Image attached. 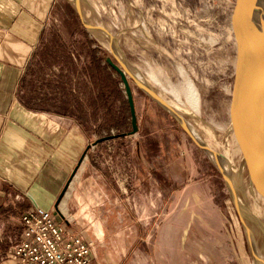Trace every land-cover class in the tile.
<instances>
[{
	"label": "rangeland",
	"instance_id": "374dc122",
	"mask_svg": "<svg viewBox=\"0 0 264 264\" xmlns=\"http://www.w3.org/2000/svg\"><path fill=\"white\" fill-rule=\"evenodd\" d=\"M79 1L83 18L112 35L114 52L131 73L171 103L187 126L232 165L233 191L249 213L239 210L264 257V231L253 219L256 214L264 227V207L246 189L227 131L232 0ZM49 16L48 34L27 68L23 97L33 106L74 109L91 127L89 148L101 138L111 136L100 141L108 142L128 133L123 85L105 58L120 64L105 34L82 26L73 0H54ZM127 79L138 129L122 140L135 144V166L123 170L122 184L107 181L108 189L117 190V197L109 198L116 203H103L90 215L94 227L86 231L93 243L84 238L93 251L92 264H255L213 160ZM190 84L198 95L197 110L186 101Z\"/></svg>",
	"mask_w": 264,
	"mask_h": 264
},
{
	"label": "crops",
	"instance_id": "0c3cea01",
	"mask_svg": "<svg viewBox=\"0 0 264 264\" xmlns=\"http://www.w3.org/2000/svg\"><path fill=\"white\" fill-rule=\"evenodd\" d=\"M53 1L0 0V264H12L5 254L22 236V215L36 207L50 211L70 233L84 229L93 243L86 231L94 227L90 215L103 203H116L109 198L117 190L108 189L107 181L121 182L124 169L134 171L135 144L123 142L125 136L89 148L91 127L74 109L33 106L23 97L33 52L48 34Z\"/></svg>",
	"mask_w": 264,
	"mask_h": 264
},
{
	"label": "water",
	"instance_id": "95a60500",
	"mask_svg": "<svg viewBox=\"0 0 264 264\" xmlns=\"http://www.w3.org/2000/svg\"><path fill=\"white\" fill-rule=\"evenodd\" d=\"M73 5L84 28L88 30H101L105 34L108 40L109 52L120 64L119 66L116 65L110 57L105 58L106 63L120 76L130 113L131 130L128 133L119 134L117 136H129L137 131L134 102L129 81L127 79L128 76L145 94L162 106V108H164L177 121L190 138L193 139L196 145L202 148L213 160L225 180L227 190L250 245L254 263L260 264L259 260L255 259L253 255L254 251L257 255L259 254L256 240L245 221L243 212L241 211V213L239 210L240 204L237 197H235L231 191L228 175L225 173L222 166L217 163L216 155L218 153L213 149V156L208 153V148H205V142L187 126L185 120L179 115L177 110L173 106H170L169 103L153 89L142 84V82L131 73L125 63L116 56L112 47L113 37L108 30L102 25L91 24L83 18L80 1L73 0ZM250 12L258 14L264 23V0H232L227 13V31H229L228 39L232 49L230 82L227 89V131L229 134V140L237 151L234 158L241 171V178L244 181L246 189L251 196L257 199L262 207H264V171L261 168V164L259 163L257 155L249 140L250 131L252 130L253 125V115L248 114V110L252 104L264 105V46L251 45L245 38L244 29L247 16ZM108 138L112 137L101 138L94 142V144ZM202 144L205 145L203 146ZM83 157L84 154L77 162L68 182L62 188L57 198V202L63 196L71 177L74 175L78 164H80Z\"/></svg>",
	"mask_w": 264,
	"mask_h": 264
},
{
	"label": "built area",
	"instance_id": "2783aa9c",
	"mask_svg": "<svg viewBox=\"0 0 264 264\" xmlns=\"http://www.w3.org/2000/svg\"><path fill=\"white\" fill-rule=\"evenodd\" d=\"M20 224L22 236L5 254L12 264H92L90 243L65 231L50 211L36 207Z\"/></svg>",
	"mask_w": 264,
	"mask_h": 264
},
{
	"label": "bare ground",
	"instance_id": "6f19581e",
	"mask_svg": "<svg viewBox=\"0 0 264 264\" xmlns=\"http://www.w3.org/2000/svg\"><path fill=\"white\" fill-rule=\"evenodd\" d=\"M244 35H245V38L249 44L254 45V46H257V45L258 46H264V23L261 20V17L258 16V14L254 13V12H250L248 14L246 24H245V29H244ZM186 101L192 109L197 110L198 95L196 94V92H195V90L191 84L189 85V94H188ZM169 105L172 106L171 103H169ZM248 114L253 115V117H252L253 118V125H252V130L250 131L249 140H250V143H251L253 150L255 151V153L257 155L259 163L261 164V168L264 171V105L252 104L248 110ZM205 148H208L207 149L208 153H210L211 155L213 154V150H211L207 145H205ZM216 158L218 161L217 163H219L222 166L223 170L225 171V173L229 177L230 185L232 187L231 190H232L233 195L238 198L237 193H235L233 191V189L235 188L233 179L235 178L236 175L234 174L235 172L232 174V168H231L232 165L231 164L229 165V162L227 161V159L224 155H221L218 153L216 155ZM236 173H238V172H236ZM233 175H235V176L233 177ZM237 183H238V181H237ZM239 186H240V184L238 185V188H239ZM238 201H239L241 210L247 211L248 209L244 208V206L242 205L243 202L241 200H238ZM244 209H246V210H244ZM253 219L256 220L255 222H257V224L259 226H261V230L264 231L263 224L259 221L256 214H254ZM254 254L257 257V258L255 257V259H258L260 264H264L263 255H260V254L257 255L255 253V251H254Z\"/></svg>",
	"mask_w": 264,
	"mask_h": 264
},
{
	"label": "flooded vegetation",
	"instance_id": "af4514ba",
	"mask_svg": "<svg viewBox=\"0 0 264 264\" xmlns=\"http://www.w3.org/2000/svg\"><path fill=\"white\" fill-rule=\"evenodd\" d=\"M138 129V128H137ZM137 132V131H136ZM229 193V192H228ZM230 196V195H229ZM231 198V197H230ZM232 200V199H231ZM232 202V201H231ZM233 209H234V212H235V214L237 215V217H238V219H239V216H238V213H237V211H236V209H235V207H234V204H233ZM240 220V219H239ZM252 254V253H251Z\"/></svg>",
	"mask_w": 264,
	"mask_h": 264
}]
</instances>
